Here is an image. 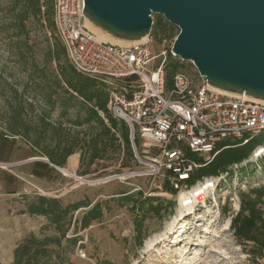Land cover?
<instances>
[{"label":"rangeland","instance_id":"374dc122","mask_svg":"<svg viewBox=\"0 0 264 264\" xmlns=\"http://www.w3.org/2000/svg\"><path fill=\"white\" fill-rule=\"evenodd\" d=\"M21 8L14 0H0V132L22 134L29 131L34 137L44 131L36 117L43 109H48L42 97V88L46 87L44 78L51 76L58 66L48 50L60 40L55 29L47 27L45 16H32L30 10ZM163 22H166L162 24L164 31L149 36L154 54L165 51L168 58L179 28L164 18ZM180 61L184 66L182 71L196 73L191 62ZM23 100L34 102L33 110L21 108L19 103ZM57 114L58 109L52 111V119ZM135 143L142 158L139 141L136 139ZM76 158V155L68 157L62 168L67 170L69 162L75 164ZM130 163V168L100 176L79 175L76 170H67L66 174L55 166L54 175L48 181L49 188L44 192L35 189L36 193L22 196H0V264H10L16 243L30 231L37 232L40 222H46L45 217L40 221L35 215H20L24 214L20 212L25 209L26 202L38 194L57 197L63 204L83 199L92 204L101 202L102 217L78 230L77 245L67 248L71 250L68 256L73 264H264L260 250L264 242V143L247 159L233 164L231 173L197 181L195 184L209 178L212 186L189 209L182 210L183 219L179 211L180 195L194 184L173 185L176 191L170 193L163 188L166 177L142 175L145 167L138 161ZM137 192L173 202V206L160 215L150 212L144 215L146 236L140 245L134 239L135 213L140 212L119 203L122 194L132 193L139 197ZM247 206L249 209L252 206L253 213L247 210L243 215L253 214L252 225H245L237 234L236 225L231 221ZM86 209L76 211L75 218H80ZM73 232L74 229L69 234ZM164 237V241L157 243Z\"/></svg>","mask_w":264,"mask_h":264},{"label":"trees","instance_id":"16d2710c","mask_svg":"<svg viewBox=\"0 0 264 264\" xmlns=\"http://www.w3.org/2000/svg\"><path fill=\"white\" fill-rule=\"evenodd\" d=\"M14 1L21 5L22 10H30L32 16H45L47 27L55 29L53 0L50 4L44 0ZM44 5L45 10H42ZM165 23L161 16L153 14L150 33L156 35L159 31H164L162 24ZM48 53L57 60L58 66L52 70L51 76L44 78L46 87L42 88V97L48 109H43L36 117L37 124L44 131L34 137L30 136L29 131L22 134L15 132L14 135L25 138L38 155L46 157L50 164L60 168L66 164L70 155L78 153L76 172L79 175L93 173L100 176L130 168V162L135 159L129 140V129L124 121L114 118L108 112V94L103 82L97 76L77 71L69 62L61 42L56 41ZM183 67V62L169 52L164 67L167 86L171 85L174 73ZM19 105L23 109L34 108V102L29 100H23ZM56 109L58 114L52 119L51 113ZM263 132L264 130L253 135L245 143H241L242 140L219 143V151L206 163L202 157L195 156V161L200 165L189 175L186 185H195L203 177L231 173L233 164L247 159L257 146L264 143ZM121 153L124 154L123 157ZM163 188L170 193L176 191L168 179H165ZM136 194L140 196L122 194L119 196V203L140 212L135 213L134 220V239L140 245L146 236L143 228L144 215L148 212L160 215L162 211L173 206V202L159 196H142V192ZM248 206L242 207L231 221L236 225L237 234L245 225H252L253 214L249 217L243 215L247 210L253 213L252 206L250 209ZM83 207L87 209L80 218H75V212ZM20 213L44 216L46 222L40 225L37 232L30 231L16 243L10 264H73L68 256L71 250L67 248L73 249L77 245L80 240L78 230L85 229L94 220L100 219L103 210L101 202L98 201L92 204L88 199H83L63 204L57 197L38 194L26 202L25 209ZM72 229L74 232L70 235ZM260 250L264 256V242Z\"/></svg>","mask_w":264,"mask_h":264},{"label":"built area","instance_id":"2783aa9c","mask_svg":"<svg viewBox=\"0 0 264 264\" xmlns=\"http://www.w3.org/2000/svg\"><path fill=\"white\" fill-rule=\"evenodd\" d=\"M53 1L55 33L69 62L104 82L107 110L128 126L134 159L146 169L142 175L186 185L200 165L195 156L206 163L219 143H245L264 130V102L221 94L197 70L175 72L167 86V56L154 54L149 34L130 46L99 40L85 24L84 0Z\"/></svg>","mask_w":264,"mask_h":264},{"label":"water","instance_id":"95a60500","mask_svg":"<svg viewBox=\"0 0 264 264\" xmlns=\"http://www.w3.org/2000/svg\"><path fill=\"white\" fill-rule=\"evenodd\" d=\"M84 13L126 38L150 34L161 15L179 28L173 56L209 85L264 98V0H84Z\"/></svg>","mask_w":264,"mask_h":264},{"label":"crops","instance_id":"0c3cea01","mask_svg":"<svg viewBox=\"0 0 264 264\" xmlns=\"http://www.w3.org/2000/svg\"><path fill=\"white\" fill-rule=\"evenodd\" d=\"M74 155L77 156L76 163L69 162L66 168L69 171L78 168L79 154L73 153L69 157ZM54 167L22 136L0 132V196L17 197L36 193L35 189L44 192L49 188L48 181L54 175ZM20 215L30 216L27 213ZM35 216L40 221L44 219V216Z\"/></svg>","mask_w":264,"mask_h":264},{"label":"bare ground","instance_id":"6f19581e","mask_svg":"<svg viewBox=\"0 0 264 264\" xmlns=\"http://www.w3.org/2000/svg\"><path fill=\"white\" fill-rule=\"evenodd\" d=\"M86 26L96 35V37L99 40L107 41V42H112L115 44L123 45V46H130L132 44H136L138 42H141L145 39L146 34L140 35L137 37H132V38H126V37H120L117 35H112L105 30L101 29L99 26H97L88 16H86V21H85ZM214 90L221 94H229V95H237L241 94L237 91L230 90V89H225L223 87H219L216 85H210ZM245 96L251 100H255L257 102H264V98L260 97H255L251 95L245 94ZM61 171L64 173L68 174V171L59 168ZM212 186V180L211 179H206L204 182H200L198 184L193 185V187L186 193H183L180 195V203H179V211L181 215V219L185 217L182 216V210L183 209H189L191 207V204L195 200H199L200 198L203 197V195L207 192V190ZM164 238H161L160 240L157 241V243H160L164 241Z\"/></svg>","mask_w":264,"mask_h":264}]
</instances>
